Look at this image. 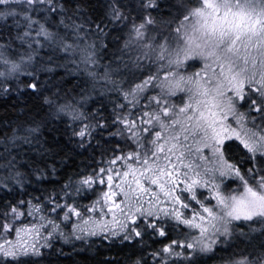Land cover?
Segmentation results:
<instances>
[{
	"label": "snow or ice",
	"instance_id": "snow-or-ice-1",
	"mask_svg": "<svg viewBox=\"0 0 264 264\" xmlns=\"http://www.w3.org/2000/svg\"><path fill=\"white\" fill-rule=\"evenodd\" d=\"M0 264H264V0H0Z\"/></svg>",
	"mask_w": 264,
	"mask_h": 264
}]
</instances>
